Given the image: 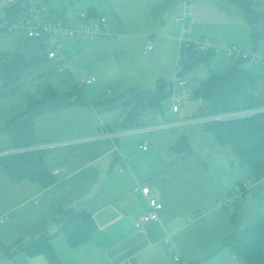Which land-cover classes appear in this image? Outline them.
<instances>
[{
	"label": "crops",
	"instance_id": "1",
	"mask_svg": "<svg viewBox=\"0 0 264 264\" xmlns=\"http://www.w3.org/2000/svg\"><path fill=\"white\" fill-rule=\"evenodd\" d=\"M88 1L89 6L95 4L110 19L112 35L98 40L63 39L71 60L68 73L75 81L93 80L82 86L88 100L105 101L132 88L153 89L161 78L171 80L182 48L176 17L183 10V0ZM188 5L192 40L204 38L217 44L252 45L249 24L229 0H189ZM261 6L254 1L256 11L264 12ZM50 12L51 16L52 13L56 17L66 16L79 24V13L86 11L70 16L69 9L63 6L51 8ZM149 39L153 40L154 48L146 52ZM256 53L264 58V38ZM219 55L209 69L218 64L223 69L233 65L234 58L227 65ZM261 65L254 66H258V75L263 78ZM200 69L201 66L190 74L197 80L196 87H190V75L185 77L188 93L179 112H172L171 101L168 103L165 99L160 109L148 111L140 128L122 129L125 112L118 110L104 114L106 120L94 125L93 132L64 130L49 140L41 135L54 122L62 123L70 116L83 119L94 113L86 109V114L80 108L45 116L51 119L39 118L36 129L43 139L39 145L46 146L47 163L57 182L49 188L28 180L15 183L0 166V197L4 204L0 206V219L12 213L0 222V264H50L42 254L29 256L24 252L15 253L17 247L5 249L17 242L28 245L45 233L52 236L51 244L60 264H184L206 256L211 248L201 256L187 251L181 242L183 235L208 215L222 216L226 211L230 213L227 218H231L240 209L247 211L250 194L234 209L217 208V203L235 193L240 183L245 186L247 182L248 189L257 183L249 169L239 166L232 151L218 145L213 135L205 131V117L196 115L200 102L192 100V92L204 80H199ZM68 112L71 113L66 115ZM69 127L74 129V125ZM127 135H136L140 139L139 149L148 154L141 157L129 150L127 140L122 138ZM182 136L190 140L195 150V154L185 159H180L172 150ZM145 141L147 150L141 148ZM9 144L8 138L0 149ZM142 184L150 185L164 205L159 221L144 222L147 199L136 191ZM60 208L91 213L97 224L93 238L70 246L57 220ZM203 211L207 215L200 219ZM261 211L264 216V206ZM225 249L205 263L239 264L229 249L223 252ZM179 253L182 262L175 260Z\"/></svg>",
	"mask_w": 264,
	"mask_h": 264
},
{
	"label": "trees",
	"instance_id": "2",
	"mask_svg": "<svg viewBox=\"0 0 264 264\" xmlns=\"http://www.w3.org/2000/svg\"><path fill=\"white\" fill-rule=\"evenodd\" d=\"M229 1L249 24L253 46L251 52H256L259 42L264 38V12L254 9L253 0ZM62 11L67 9L64 7ZM86 13L89 19L105 16L95 4H91ZM31 15V0H21L4 11V20L15 25L26 21ZM48 17L53 21L71 22L66 16L57 18L55 13L52 16L48 14ZM1 35L9 37L13 49L0 51V97L20 92L24 78L33 73L35 75L31 79L39 81V86L36 92L30 89L24 92L25 109L6 121L1 128L10 144L1 148L0 152L39 145L42 139L37 133L36 121L45 116L80 108L89 109L98 116L122 110L125 112L122 129L131 130L142 127L148 111L160 109L162 102L170 97V81L161 78L153 89L132 88L109 100L90 101L74 77L68 71L60 73L57 65L49 59L44 39L31 38L23 29L6 30ZM196 41L182 44L180 64L184 78L199 66L209 68L218 54L215 50L200 51ZM249 63L256 65L249 58L234 59L233 65L224 75H212L204 79L192 92V100L200 102L196 115L207 117L239 110L264 109V77L253 73L246 66ZM204 129L213 135L218 145L230 148L239 166L251 171L257 185L245 189L243 183L239 184L246 191L232 209L239 206L249 194L253 204L247 211L240 209L233 213L230 219L238 221L245 218V226L240 231L225 235L203 258L186 264L205 263L225 248L235 257H242L247 264H264V216L261 211L264 206V112L243 119L206 122ZM172 150L180 159L195 154L186 136H182ZM0 166L15 183L28 180L49 188L57 182V177L48 166L47 151L44 149L2 156ZM57 215L62 225L61 232L65 233L70 246L81 245L93 238L97 224L91 213L60 208ZM51 237L45 233L28 245L17 242L5 249L10 251L17 247L15 253L24 252L29 256L42 254L50 264H60Z\"/></svg>",
	"mask_w": 264,
	"mask_h": 264
},
{
	"label": "built area",
	"instance_id": "3",
	"mask_svg": "<svg viewBox=\"0 0 264 264\" xmlns=\"http://www.w3.org/2000/svg\"><path fill=\"white\" fill-rule=\"evenodd\" d=\"M21 0H0V34L6 30L12 31L14 29H23L27 32L28 36L31 38H42L45 40L47 45V54L51 61H53L58 68L60 73L65 71H69L71 60L64 49L63 39L67 37H74L77 39H89V40H98L101 38H106L111 36V28L112 23L110 19L106 16L97 18V19H89L88 14L86 12L79 13L78 17L80 20V24L77 26L74 22H62V21H53L48 17L46 13V8L40 6L37 3L31 2V10L32 15L29 19L19 24L11 25L7 21L4 20V11L14 5L17 4ZM184 6L183 10L176 17V22L180 25L181 28V44L185 42L193 41L191 37H189L192 26L190 20V9L188 5L189 0H183ZM197 47L200 51H208L215 50L219 53V51H223L229 57H233L234 59L245 58L258 64L260 62L259 57L256 52L248 51L247 49H240L237 45H228L226 43L217 44L210 39H199L196 41ZM154 48V43L152 39H149L146 45V52L151 51ZM181 56L179 54L177 58V64L174 71V75L170 80V98L173 101V104L170 110L174 113L180 111L182 104L184 102V98L188 93V81L182 77L181 75V64H180ZM92 79L90 78H82L77 79L76 82L80 86H84L86 84L92 83ZM264 112V109H247V110H239L228 113H222L212 116H207L204 118L205 122L210 121H231L236 119H243L250 116H253L257 113ZM46 146H34L27 149H18L13 151H7L0 153V157L10 154H16L25 151L32 150H42ZM141 148L144 150L148 149V143L145 141L142 143ZM249 182V181H248ZM245 189L247 187V182L244 184ZM136 191L141 192L147 199L148 209L146 215L144 216V222H155L160 220V213L162 212L164 205L160 201V199L153 194L150 185L142 184L139 185ZM246 190L238 187L235 193L230 196H226L222 198L217 203V208H225L232 209L235 204H237L243 197ZM12 213H6L1 219L0 222H4L6 218L11 216ZM207 215L206 212H202L200 215V219ZM175 260L178 262H182V255L176 254ZM186 264V263H184Z\"/></svg>",
	"mask_w": 264,
	"mask_h": 264
},
{
	"label": "rangeland",
	"instance_id": "4",
	"mask_svg": "<svg viewBox=\"0 0 264 264\" xmlns=\"http://www.w3.org/2000/svg\"><path fill=\"white\" fill-rule=\"evenodd\" d=\"M254 1L260 2L262 4L260 8L262 11H264V0H254ZM31 2L37 3L40 6L45 7L47 14L50 13L51 8H54V7L61 8L63 6H66L69 9L68 14L70 16H73L77 11H86L87 7L89 6L88 0H80V1H76V0H31ZM48 2L50 4H48ZM79 24H75V25L78 26ZM8 38H9L8 36H4V35L0 36V51H3V50L10 51L13 49V45H11V43L9 42L10 40ZM237 46L240 49L253 48L252 45L247 44L246 42H241ZM248 51H252V50H248ZM219 54H222V55H219ZM218 55H219L218 57L223 58V60H225L228 63L227 65H231V62H232L231 58L233 59V57H228V55H226V53H224L223 51H219ZM258 57H259L260 63H262L261 66H264V58L261 57L260 55H258ZM246 66L251 68L252 72L255 73L256 75L259 74V70L257 68L258 66H254L251 63L247 64ZM206 67L207 66H201V69L198 71V77H199V80L201 81L212 75L222 76L228 70V69H223L221 67V64L215 65L211 69L206 68ZM34 75L35 74L33 73L30 75V77L24 78L23 89L20 92L13 94V95L6 96V97H0V126H2L10 118L17 115L18 113H20L21 111L25 109L26 99L24 97V92L27 89H30L31 91L36 92L39 86V83H38L39 81L31 79L33 78ZM189 78L191 79L190 87L191 88L196 87L197 80L193 78V74L190 75ZM165 101L168 103H170L171 101V104H173V101L170 97L167 98ZM84 109L85 110H83V112L87 114L86 108ZM70 113L71 112H68V114L66 115H69ZM120 113H123V111L121 110ZM87 116L88 117H83V119H81L82 117L73 118L70 116L69 118H65V120H63L62 123L54 122L46 129L47 132H44V135L42 133L41 136L42 138L53 140L54 138H57L58 134H60L61 132H64V130L67 132L73 131V132H81V133H90L88 131L90 130L91 132H93L92 129L94 128V125L101 124L102 120H106L105 116L103 115L97 116L96 113H94L93 116L90 114H87ZM48 117H51V116H48ZM48 117H45V118L51 119ZM72 125H74L73 127L74 129H71V127H69ZM66 133H63V134H66ZM63 134L61 136H63ZM122 138L124 140H127L125 141L126 145H128L129 150H131L132 152L139 154V156L141 157H144L146 154H148V152H143L139 149L140 139L136 135L122 136ZM7 139L8 137L4 133H2L0 135V146H5ZM224 148L230 149L229 147H224ZM9 151H13V150H9ZM2 199L3 197L1 196L0 206L1 204L4 205L2 202ZM252 204L253 203H252V198H251L247 202L246 205L248 206V208H250ZM222 213H223L222 216L220 214L208 215L205 218V220L194 224L192 226V229H189V231L185 235H183L181 242L187 251H190V252L195 251L197 255L201 256L202 254H205L206 252L205 250H208L210 248L212 249L214 246H216L225 235L240 231L245 226L246 224L245 218L235 221V220H231L230 218H227V216L230 213H227L226 211ZM207 221L209 222L206 223ZM228 251H229L228 249H225L223 252L226 253ZM205 264H215V262H211V263L208 262Z\"/></svg>",
	"mask_w": 264,
	"mask_h": 264
},
{
	"label": "water",
	"instance_id": "5",
	"mask_svg": "<svg viewBox=\"0 0 264 264\" xmlns=\"http://www.w3.org/2000/svg\"><path fill=\"white\" fill-rule=\"evenodd\" d=\"M236 260L238 261L239 264H247L244 259L240 256L236 257Z\"/></svg>",
	"mask_w": 264,
	"mask_h": 264
}]
</instances>
